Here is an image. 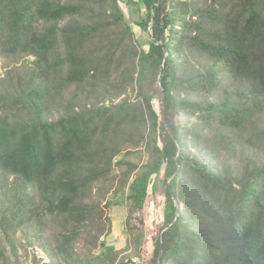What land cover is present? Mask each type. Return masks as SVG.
Wrapping results in <instances>:
<instances>
[{
  "label": "trees",
  "instance_id": "1",
  "mask_svg": "<svg viewBox=\"0 0 264 264\" xmlns=\"http://www.w3.org/2000/svg\"><path fill=\"white\" fill-rule=\"evenodd\" d=\"M150 192L152 263L264 264V0H0V264H141Z\"/></svg>",
  "mask_w": 264,
  "mask_h": 264
},
{
  "label": "rangeland",
  "instance_id": "2",
  "mask_svg": "<svg viewBox=\"0 0 264 264\" xmlns=\"http://www.w3.org/2000/svg\"><path fill=\"white\" fill-rule=\"evenodd\" d=\"M121 8L123 12L126 15V18L130 16L129 10L127 7V4L121 2ZM143 9V7H142ZM134 38L138 41V43L141 45V48L144 50L148 49V37L146 32H143L140 27L137 25L131 24ZM148 32L150 29L147 30ZM158 110V107H157ZM139 156H130L128 159L132 162H139L138 160ZM109 203L111 204L107 208L108 217L111 221L112 226V233L110 236H108L105 239V242L108 246H115L120 247L123 245V242L125 241L123 231H124V218H125V208H124V196L123 194H111L108 198ZM163 197L161 195L152 194L150 192V196L148 199V202L145 206V216H146V233H145V239L144 244L142 246V252L140 259L138 257H134V261L141 263V264H154L153 258H154V241L159 235V230L164 224L163 220ZM102 240V239H101ZM30 252H34L36 257L38 259H42V263L48 264L49 260L42 252V250L38 249V247H34L32 249H28ZM34 250V251H33ZM31 252V253H32ZM21 252L19 251V254ZM20 261H22L25 264H32L31 256H29V260H25L24 256H21Z\"/></svg>",
  "mask_w": 264,
  "mask_h": 264
}]
</instances>
